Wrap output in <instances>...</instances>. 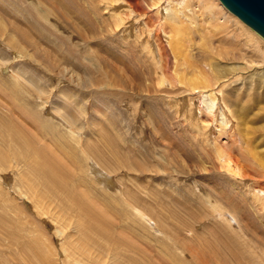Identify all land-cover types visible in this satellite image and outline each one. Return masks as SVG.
<instances>
[{"label":"rangeland","instance_id":"374dc122","mask_svg":"<svg viewBox=\"0 0 264 264\" xmlns=\"http://www.w3.org/2000/svg\"><path fill=\"white\" fill-rule=\"evenodd\" d=\"M188 1L194 21L192 34L184 36L189 47L173 50L169 44L175 37L169 34L165 41L161 32L164 39L158 42L168 56L159 60L152 56V45L143 48L144 40L134 48L128 43L137 37L123 26L116 28L111 10L100 0H0V84L19 83L21 96L12 105H22L33 129L47 133L35 146L63 136L59 142L79 155L80 161L70 165L73 190L111 213L116 240L88 243L84 233L89 230L78 228L83 217L64 212L51 196L40 200L32 191L21 192L25 188L19 190L16 179L24 168L10 159V167L0 171V264H130L131 259L264 264V206L253 193L264 187V38L220 0L223 15H234L253 31L240 29L235 19L227 25L225 16L219 23L227 26H218L216 38L208 31L202 37L197 30L207 23L200 17L201 5ZM222 5L216 2V9ZM151 26L158 28L155 22ZM218 37L226 45L220 59L215 58L221 53ZM172 54L179 75L172 72ZM196 63L210 76L228 80L223 91L242 140L226 132L218 143L230 144L236 158L254 151L256 159L248 156L239 165L246 179L228 174L214 158L213 144L198 134L190 103L182 104L186 85H174L173 76L203 77L187 68ZM0 95V114L7 116L12 105L2 100L5 92ZM69 111L79 115L82 127L69 125L64 118H72ZM201 114V124L212 118ZM214 124L218 132L219 123ZM86 145L97 146L106 165L87 153ZM6 152L11 157L12 150ZM80 203L92 205L81 197ZM122 233L131 248L121 243ZM28 244L32 252L39 250L41 260L27 261L30 254L25 258L23 248Z\"/></svg>","mask_w":264,"mask_h":264},{"label":"bare ground","instance_id":"6f19581e","mask_svg":"<svg viewBox=\"0 0 264 264\" xmlns=\"http://www.w3.org/2000/svg\"><path fill=\"white\" fill-rule=\"evenodd\" d=\"M100 1L106 3L107 8L111 10V14H110L111 20L113 21L116 28L123 26L124 32L126 30H130L132 31L130 36L135 35V37H137V40H135L134 42H128L133 46V48L136 47L137 43H139V40L142 39L141 41L143 40L145 41V43L143 44L144 49L147 50V48L152 45L151 47H153L152 50L154 51L152 52L153 57L157 56L159 59L160 57L168 56L166 51L164 50L163 45L160 44L158 40L161 41L162 39L163 41V39L165 38L166 39L165 41H168L167 39L170 37V35L171 36L173 35L175 37V39L173 38L169 44L173 50H175V46L177 48H181L182 46L183 47L186 46L187 48L189 47V45L186 43L187 40H184L185 38L184 36L185 35L190 36V34H192V30L194 29L190 30L189 26L192 23H194V21L192 19V16H189L190 15L189 13L192 12L193 9L191 8V4L189 3L188 0H100ZM198 1L199 4L201 5L200 17H203L204 21L203 20L202 21L204 23H207V25L205 26L202 25L203 27L197 30L201 33V36L203 32L208 31L210 33L209 37L211 39H214V37L215 38L217 37L218 26L224 28L227 25H231L230 24V22L232 21L231 19L236 20V18L233 17L234 15L232 16L228 12H226V15H223L225 10L223 9V5L220 3L219 0H198ZM215 1L217 2V4L222 5L219 6V10L216 9ZM192 15H197V13H192ZM225 16L226 19H224V21H227L226 22L227 25L225 22L219 23L220 19L222 20ZM236 21H238L236 23L237 25L240 26L239 27L240 29L244 28L249 31L251 30L249 27H247L238 19ZM154 22L158 28H153V26H151V24H153ZM185 23H190V24L187 25ZM133 25L137 26L134 31L135 34L133 33V28H132ZM161 32H163L162 36L164 38H159V33ZM235 32L237 33V30ZM202 37L200 39H203ZM220 38L221 37H218L217 40L221 43L220 44L221 53H219L218 56L216 57L213 55V57H215L216 59L223 58L222 47H226V45L222 43L223 41H221ZM189 40H193L192 37ZM214 45L215 44L213 43L210 46H214ZM171 48H170V55H171ZM210 50L212 51L211 48ZM172 57L175 59L173 60L174 63L172 64V72L177 73L179 75L180 71L178 70V67H176L177 60L174 54H172ZM192 67H194V72H198L200 75H203V77L192 75V77L190 78H187L185 76L178 78L177 76H173L176 77V78L172 77L174 83L176 82L174 85L176 84H178V86L180 84L186 85L185 90L188 92V94H186L185 96L188 97H185L184 100L182 99V104L187 105L188 103H190V107L193 109L192 114H195L196 116L195 118L198 119L196 120L197 121L196 127L198 130V134L203 136L204 138L203 140L206 143L210 142L211 144H213L212 150H213V155L215 154L214 158L216 157L219 160L221 166L225 168L227 173L239 179L241 177L240 166H239L240 163H242V161L244 160H248V156H250V158H255V159L256 157L254 151L251 152L249 151L250 153H248L247 157L236 158L235 156H233V153L229 147L230 144L227 146L226 145L223 146L222 144L218 143V138L226 132H229V134L230 133L234 134L236 132L235 134L237 137L236 139L238 141L242 140L241 131H240L241 127L239 126V130L237 131V126L236 124L234 125L235 123L234 116L236 115L228 105L223 91V86L228 80L226 79L223 80L221 79V77L216 78L213 77V75L210 76V74H207L204 71L203 66L200 64L196 63L195 66L193 64L187 68L191 69ZM167 69L170 70L171 68L168 67ZM164 73L165 72L163 71V74ZM157 75L159 76V78L161 77L159 72L157 73ZM163 78L164 77H161L162 83H163ZM170 80L172 81V79ZM172 82H171V86H173ZM10 84L9 85H7L6 83L0 84V90L2 92H5L8 97L7 98L3 95L4 98L2 97L3 98L2 100H5L6 102L12 105L13 103L12 101L17 97L20 98L19 96L21 95L19 88L16 87L19 83L17 84L14 83L13 85L15 86H11ZM186 98L188 99V102H186ZM182 104L180 103V106ZM201 105L203 107H201ZM11 109H12L11 114L7 116L6 115L4 116V114L3 115L0 114V171L3 172V170H6L7 168L10 167L9 165L10 159L16 160L17 164L22 165V167L24 168L22 169L23 171L19 173V176L17 177L18 179H16V182H18L19 184L18 189L23 190L25 188V191H21V192L30 193V191H32L33 194L37 195L40 198V200L42 199L43 196H48V197L51 196V198L53 197V199L57 200L61 204V206H63L62 210L64 212L67 213V211L70 212L73 211L76 212V215L78 214L80 217H83V221H82V218H79V216H77L79 218L78 228L89 230V234L84 233V237L86 241L88 240V243L90 240L91 243H100L98 241H106V242L113 241L114 240L113 230L109 219L111 213L103 208H100L98 203H96L94 200L89 199L85 193L82 192L81 194H79L77 190L76 191L73 190L75 188V185L73 183L74 181H72V175H74V173L70 165H75L77 161H80L79 155L77 153L76 155L74 153L68 152L64 147V144L62 145L59 142L63 140V136L62 139L59 140L55 138L56 142H54L53 140L51 144L45 143L44 145L42 146L40 145L39 147L35 146L34 143H36L37 141L40 143V138L43 137L44 135L45 136L47 135L46 131L45 133H43L40 130H37L35 128L33 129L32 124L29 123V121H27V118L25 117L22 105H19L18 107L13 104ZM248 109H245L247 112L243 111L241 116L238 118L239 122H242L241 120H243L244 114L248 113ZM202 111L206 113V116L212 117L211 120L209 121L207 120L208 123L207 121H205L206 124H203L204 122H202L203 125L200 123L201 120L199 119V117L202 115L201 114ZM68 113H70V111ZM70 114H72L71 119L64 117L67 115H62V116L67 120V122L69 123L70 126H72V128L82 127V125L79 124V115H73V113ZM217 122L219 123L218 132H216L215 129L212 128L214 127L213 125H215L214 123ZM198 124H200L201 126ZM30 126L32 127L30 128ZM245 133L248 135V132ZM86 148H87L86 149L87 153H89L93 157H96L98 160H100L102 163H105L106 165L105 162L106 159L103 157H98L99 149L97 146L89 147V145H86ZM6 149L12 150V154H11L12 158L10 157V154L6 152ZM72 151L74 152L75 149H73ZM91 164L93 165V168H95L97 172L100 173L101 170H99V167L93 160L91 161ZM241 173L244 175L246 174L245 171H242ZM106 178L108 181L112 180L110 177H106ZM241 178L246 179L245 177H241ZM26 189L29 191H26ZM258 190L261 193L257 194L258 191H256L257 193L253 192L255 193L254 199L258 201H262L261 203L264 206V187L260 186ZM38 197L36 198L39 200ZM80 197L84 200L87 199V202L91 201L92 205L91 206L89 205L90 207L81 205ZM113 215H118V214L115 213ZM2 229L4 230V228ZM1 235L0 237H3V235L2 236ZM121 236L123 237L122 239H124L121 243H124L128 248L129 247L131 248L130 245H132V243L128 241L129 239L128 240L126 239L127 235L125 233H122ZM4 239H6V237ZM15 241L18 242L16 239ZM104 245L105 244H103V246ZM32 247L33 246L31 244L25 246L23 248L25 250V254L22 253V255L24 254V257L26 258L27 256L25 255L27 254L29 256L30 254V257L29 258L27 257L28 258L27 261L33 263L36 260L38 261V258L41 260L42 257L39 254V250H34V252H32L31 251L33 250ZM35 256H38V258L36 259ZM131 260L133 261L130 264H144L138 259L136 260L131 259ZM125 264H129V263L127 262Z\"/></svg>","mask_w":264,"mask_h":264},{"label":"water","instance_id":"95a60500","mask_svg":"<svg viewBox=\"0 0 264 264\" xmlns=\"http://www.w3.org/2000/svg\"><path fill=\"white\" fill-rule=\"evenodd\" d=\"M223 5L264 38V0H220Z\"/></svg>","mask_w":264,"mask_h":264}]
</instances>
